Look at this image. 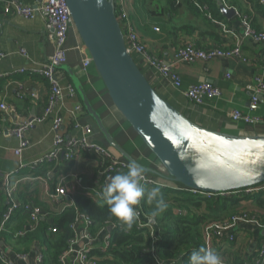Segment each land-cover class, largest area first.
I'll return each instance as SVG.
<instances>
[{
  "label": "crops",
  "instance_id": "obj_1",
  "mask_svg": "<svg viewBox=\"0 0 264 264\" xmlns=\"http://www.w3.org/2000/svg\"><path fill=\"white\" fill-rule=\"evenodd\" d=\"M25 1L34 5L36 2V0ZM123 4L133 28L151 55L167 64L172 63L174 49L181 44L192 43L202 48L216 46L229 49L235 46L237 40H240L242 55L246 62L238 58H229L208 63L176 65L175 71L180 76L184 88L203 82L220 88L221 98L207 100L201 107L190 105L180 90L173 89L168 82L162 80L156 70L149 68L140 58L137 56L134 58L149 82L195 123L209 130L232 135H264V125H236L229 117L234 110H240L253 118L264 119V97H260L257 105L252 104V96L257 86L256 79H264V43L244 37V28L238 14L230 21L222 16L232 34L219 39L212 37L213 32L202 26H198L199 30L196 31V29L192 33L179 31L178 27L197 21L185 9H182L181 15L176 16L172 21L169 17L150 16L146 7L147 0H139L135 3L130 0H118L119 8L121 6L124 8ZM2 5L3 0H0V105L5 104L9 108V113L0 110V191L3 190L2 176L14 174V181H22L18 190L22 200L27 202L32 200L45 211L60 214L71 207L77 197H92L91 192L101 186L102 166L94 155L83 153L74 160L69 169L65 166L63 159H60L33 171L31 164L53 150L55 137L52 132V119L37 125L28 135L31 147L22 153L21 158L15 156L14 149L17 148L18 141L9 135L10 128L15 122H22L41 114L50 95L48 83L44 79L29 73H19V70L33 69L46 61L54 51V33L49 28L47 20L41 15L34 20L6 16ZM245 11L250 14L253 28L264 31V12L247 7ZM202 19L203 17L198 20L200 24ZM174 25L177 28L175 30ZM219 30V28L216 29V32ZM67 47L66 66L70 67L78 78L104 128L137 162L147 167L157 168L154 157L135 134L127 130L120 115L113 108L94 66L84 68L83 62L88 58V52L74 28L71 29ZM63 74V86L72 84L76 87L71 76L66 71H63ZM228 75L230 78L227 77ZM20 86H23V90ZM77 94L75 99L66 96L65 107L60 112L54 113V116L58 114L63 119L62 133L66 136L74 134L82 137V130L75 128V120H78L81 125L92 127L93 133L89 136L91 141L109 147L104 134L98 128L97 117L95 118L87 111L81 94L78 92ZM77 105L83 108L82 112L71 114L70 112ZM21 163L25 165V168L20 169ZM27 177L37 179L28 181ZM59 186H64L68 191L67 196L56 201L50 200L47 192H54ZM51 220L48 218L49 222ZM84 233V226L80 225L79 238L74 245L71 261L76 259V254L81 250L97 247L102 243L101 237L94 242H88L83 238ZM237 233L235 247L238 253L247 262H252L259 239L264 237V231L242 225ZM11 254L16 264H30L34 258V254H30L28 262L23 263L16 260L15 253L11 252Z\"/></svg>",
  "mask_w": 264,
  "mask_h": 264
},
{
  "label": "built area",
  "instance_id": "obj_2",
  "mask_svg": "<svg viewBox=\"0 0 264 264\" xmlns=\"http://www.w3.org/2000/svg\"><path fill=\"white\" fill-rule=\"evenodd\" d=\"M195 1V0H194ZM222 2V0H216ZM261 4L264 6V0H260ZM197 7L202 10H206L205 6L198 4L195 1ZM223 4V2H222ZM3 13L6 16H15L25 20H34L38 15H41L48 22V26L53 30L54 33V51L53 53L44 61L42 64L33 69H21L19 73H29L47 81L50 95L47 101L46 107L43 112L31 119L15 122L9 130V135L18 141L17 148L14 149V154L18 158H21L22 153L31 147V141L28 137L29 133L39 124H42L49 119H52V132L54 133V147L52 152L43 156L42 158L34 161L31 164V168L36 170L40 166L48 165L56 162L60 159L63 161L72 162L80 154L87 153L94 155L102 166L100 172L101 180L108 183L109 178L117 173H123L127 171V161L120 159L116 156L110 148L93 142L89 139L92 135L93 129L89 125H81L78 120H75V128L82 130V137L70 134L66 136L62 133L63 119L58 114L54 116L55 112H60L62 108L65 107L66 96L75 99L77 98V90L72 84L63 86L64 74L63 67L67 65L68 61V47L67 43L70 37V32L72 29V17L66 0H36L34 4H28L25 0H3ZM226 6V5H225ZM227 8H230L226 6ZM240 17L241 24L244 28V37L252 39L258 43H264V31H257L253 28L251 19L247 16ZM209 19L220 29L222 34L227 36L232 34L231 29L227 26L224 21H217L208 16ZM119 19L122 25V30L124 33L126 45L128 52L134 56H137L144 61L149 68L156 70L162 80L168 82V84L175 90H180L187 102L194 107H201L205 104L207 100L219 99L222 96L220 88L214 86L211 83L203 82L195 85L188 86L184 88L180 76L176 73V65L180 63L194 64L196 62H211L217 59H229L238 58L246 62L247 60L243 58L241 45L242 42L237 40L233 48L224 49L219 47H210L207 49H202L197 47L192 43H185L174 49L173 61L170 64L164 63L159 58L151 55L146 45L142 42L135 29L130 25L128 21L127 13L119 8ZM159 31V29H156ZM84 68L87 69L91 65V59L88 57L83 62ZM230 78V76H227ZM257 86L255 92L252 96V104L257 105L260 97H264V79L257 78ZM23 90V86H20ZM0 110L9 113V108L5 104L0 105ZM83 108L81 106H76L72 110L71 114H76L82 112ZM231 121L236 125H249L258 126L264 125V119L253 118L247 114H244L240 110H234L230 113ZM25 168L23 163L20 164V169ZM157 169V168H155ZM14 174H6L2 178V189L5 195L6 209L0 218V232L5 228L8 222H11L17 213H22L30 217V226L20 235H25L27 231H32L36 228L41 218H47L48 212L42 209L40 206L36 205L32 200L23 204L18 199L19 185L22 181H14ZM144 179L142 181V186H156L160 188H169L168 183L163 182L161 179L153 176L151 174L143 173ZM28 181H34L37 178L27 177ZM41 179V178H39ZM25 180V181H27ZM160 180L161 182H159ZM102 189V188H100ZM172 189V188H169ZM264 190V186L261 188H248L244 191H235L224 193L221 196L228 197H241L243 195H255L260 191ZM67 190L64 186H59L54 192L48 191L47 196L50 200L56 201L59 198H64L67 196ZM195 195L213 197L217 196L215 194H201L197 192H191ZM142 200V199H141ZM138 206L136 207L137 210ZM151 224V223H150ZM149 223H144L138 220V228H144L150 226ZM80 225L84 226V236L83 238L88 242H94L99 237L100 245L93 248H87L81 250L76 254V259L71 261L72 254L74 253V245L77 243L79 235L78 231ZM92 221L87 216H78L72 225V228L76 231V238L72 241L70 249L62 254L59 258L60 264H110L104 262L107 259V249L110 246L112 240V230L119 226L126 233L127 230L121 224H108L106 225L97 235H92L90 233V228ZM251 226L259 231H264V222L256 215H252L249 212H242L235 215L228 221L211 223L204 229V241L206 248L214 250L219 256L223 251L230 248L231 244L238 239V229L240 226ZM111 229V232L108 229ZM50 232L57 233L55 227L51 228ZM154 233L152 232V237ZM259 245L255 252L254 259L249 264H264V237L259 239ZM0 239V262L2 264H16L14 258H12L8 252L9 249L1 244ZM153 246L147 250L148 254H151L157 259L156 246L153 242ZM99 249L103 253L102 256L91 255L92 251ZM45 247L36 244L32 251L28 254L16 255V260L23 263H27L30 259V254H34L33 261L30 264H45L46 257L44 254ZM105 256L104 258H102ZM221 257V256H220ZM223 264L227 263L223 258H221ZM155 264H161L160 261L156 260Z\"/></svg>",
  "mask_w": 264,
  "mask_h": 264
},
{
  "label": "water",
  "instance_id": "obj_3",
  "mask_svg": "<svg viewBox=\"0 0 264 264\" xmlns=\"http://www.w3.org/2000/svg\"><path fill=\"white\" fill-rule=\"evenodd\" d=\"M66 3L72 28L87 50L113 108L127 130L155 157L157 169L137 162L116 143L97 117L78 78L70 67H63L73 79L87 111L97 117L98 128L108 148L119 155L116 156L128 163L135 162L143 173L156 176L178 191L222 195L264 184V135L209 130L165 98L128 52L118 0H66ZM218 6L225 19L236 18L234 8H227L222 2ZM8 254L12 256L11 252Z\"/></svg>",
  "mask_w": 264,
  "mask_h": 264
},
{
  "label": "trees",
  "instance_id": "obj_4",
  "mask_svg": "<svg viewBox=\"0 0 264 264\" xmlns=\"http://www.w3.org/2000/svg\"><path fill=\"white\" fill-rule=\"evenodd\" d=\"M195 1L205 6L202 10L196 6ZM160 0L151 1L146 5L147 11L152 17L171 18L174 21L176 16L181 15L185 9L193 15L196 23L188 22L178 27L179 31L192 33L198 26L205 27L212 31L214 38H225L219 30L216 32V25L209 19L224 21L220 14L218 1L216 0ZM223 4L234 8L241 16L250 14L245 8L264 12V6L260 0H222ZM28 3V2H26ZM30 4V3H28ZM155 6L156 8L152 9ZM203 17L200 24L198 20ZM176 20V19H175ZM174 30L177 29L174 25ZM216 28V29H215ZM197 29L196 31H198ZM197 46V45H196ZM199 47V46H197ZM214 47V46H211ZM216 47V46H215ZM202 48V47H199ZM207 49V48H202ZM47 82V81H46ZM126 172V171H125ZM263 185L254 188H261ZM156 186H144L145 191ZM163 198L168 203V209L157 218L154 225L147 220L152 206L142 199L137 208V217L129 233H126L119 226L112 230V240L107 249V259L110 264H155L156 260L161 264H188L189 257L194 250L206 247L204 241V229L211 223L224 222L242 212H249L258 216L264 222V190L255 195H243L241 197L228 196H201L187 191H178L169 188H160ZM18 199L23 204L27 201ZM256 205L258 210H250L249 204ZM261 207V208H260ZM6 209V201L3 190L0 191V218ZM47 212V211H46ZM78 216H87L92 221L90 233L97 235L108 224H120L109 212V206L99 205L91 198L77 197L74 204L60 214L48 212L47 218H41L36 228L20 235L31 224L30 217L17 214L11 222L0 232V239L15 255L28 254L36 244L45 247V264H60L59 258L70 249L72 241L76 238V231L72 228ZM51 218V222L48 221ZM138 220L149 223L150 226L139 229ZM55 227L57 233L50 232ZM152 232L154 236L152 237ZM155 243L157 259L147 250ZM235 243L223 251L220 256L229 264H249L240 256ZM91 255L102 256L103 253L96 249ZM103 256L102 258H104ZM0 264H2L0 262Z\"/></svg>",
  "mask_w": 264,
  "mask_h": 264
},
{
  "label": "clouds",
  "instance_id": "obj_5",
  "mask_svg": "<svg viewBox=\"0 0 264 264\" xmlns=\"http://www.w3.org/2000/svg\"><path fill=\"white\" fill-rule=\"evenodd\" d=\"M127 171L117 173L109 178L103 187V197L109 206L110 214L127 230H131L137 217L136 207L141 199L146 198V203L152 206L147 220L155 223L169 207L163 198L160 187H153L145 191L142 186L143 168L135 162L127 165ZM188 264H223L221 257L212 249L201 247L192 251Z\"/></svg>",
  "mask_w": 264,
  "mask_h": 264
},
{
  "label": "rangeland",
  "instance_id": "obj_6",
  "mask_svg": "<svg viewBox=\"0 0 264 264\" xmlns=\"http://www.w3.org/2000/svg\"><path fill=\"white\" fill-rule=\"evenodd\" d=\"M130 1H133L134 3L135 2H137V1H139V0H130ZM151 1H154V2H156V1H160V0H147V4L148 3H150ZM150 5H151V3H150ZM123 7L125 8V6H124V4H123ZM124 8H122V6L120 7V9H123V10H126V8L124 9ZM154 8H156L155 6H153L152 7V9H154ZM126 12H127V10H126ZM128 14V13H127ZM127 22H129L130 23V25H133L132 23H131V20H130V18H129V15H128V21ZM136 32V31H135ZM154 157V156H153ZM154 159H155V157H154ZM65 162V166L69 169V168H71V166H72V164L74 163V161H72V162H67V161H64ZM67 175V174H66ZM107 183L106 182H104V180H101V186L100 187H96V189L94 190V191H92L91 192V196L92 197H90L94 202H96L97 204H99V205H105L106 204V201H105V199H104V197H103V187L106 185ZM100 188H102V189H100ZM249 206V208H250V210H255V211H257L258 210V208H257V206L256 205H252L251 203L248 205ZM261 208V207H260ZM17 214H19V213H17ZM17 214H15V216H14V218L17 216Z\"/></svg>",
  "mask_w": 264,
  "mask_h": 264
},
{
  "label": "bare ground",
  "instance_id": "obj_7",
  "mask_svg": "<svg viewBox=\"0 0 264 264\" xmlns=\"http://www.w3.org/2000/svg\"><path fill=\"white\" fill-rule=\"evenodd\" d=\"M159 182H161L160 180H158Z\"/></svg>",
  "mask_w": 264,
  "mask_h": 264
}]
</instances>
